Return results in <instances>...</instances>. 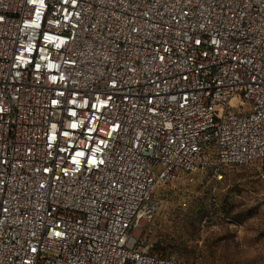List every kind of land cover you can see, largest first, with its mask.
Instances as JSON below:
<instances>
[{
    "label": "built area",
    "instance_id": "1",
    "mask_svg": "<svg viewBox=\"0 0 264 264\" xmlns=\"http://www.w3.org/2000/svg\"><path fill=\"white\" fill-rule=\"evenodd\" d=\"M255 162L264 0H0V264H184L156 185Z\"/></svg>",
    "mask_w": 264,
    "mask_h": 264
},
{
    "label": "rangeland",
    "instance_id": "2",
    "mask_svg": "<svg viewBox=\"0 0 264 264\" xmlns=\"http://www.w3.org/2000/svg\"><path fill=\"white\" fill-rule=\"evenodd\" d=\"M160 210L137 232L184 264H264V178L257 162L180 173L155 187Z\"/></svg>",
    "mask_w": 264,
    "mask_h": 264
},
{
    "label": "trees",
    "instance_id": "3",
    "mask_svg": "<svg viewBox=\"0 0 264 264\" xmlns=\"http://www.w3.org/2000/svg\"><path fill=\"white\" fill-rule=\"evenodd\" d=\"M153 252H154V251H153ZM159 252H162V253H168V254H169V252H167V251H165V250H162V249H158V250L155 251V253H159Z\"/></svg>",
    "mask_w": 264,
    "mask_h": 264
}]
</instances>
